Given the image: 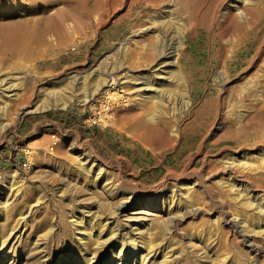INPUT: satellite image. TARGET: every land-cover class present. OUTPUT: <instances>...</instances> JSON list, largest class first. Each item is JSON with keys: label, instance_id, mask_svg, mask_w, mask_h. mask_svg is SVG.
Masks as SVG:
<instances>
[{"label": "rangeland", "instance_id": "1", "mask_svg": "<svg viewBox=\"0 0 264 264\" xmlns=\"http://www.w3.org/2000/svg\"><path fill=\"white\" fill-rule=\"evenodd\" d=\"M12 1L8 14L18 20L36 2V16L74 14L61 35L47 37L42 57L12 71L7 60L0 72L20 97L0 99V264H120L114 255L133 246L139 264L154 254L153 264H264V191L245 189L261 179L254 166L264 157L251 82L264 70L252 33L236 51H221L208 14L215 0L171 6L186 30L171 42L181 47L174 65L161 73L160 57L146 64L133 52L166 6L124 0L121 11L106 3L90 15L85 0L49 9L51 0ZM195 7H204L201 18ZM142 120L169 121L168 135L179 128V136L161 141ZM221 135L227 139L213 143ZM138 197L139 209L119 210ZM248 199L262 211L243 205ZM136 217L149 221H139L147 224L141 235L118 234Z\"/></svg>", "mask_w": 264, "mask_h": 264}, {"label": "bare ground", "instance_id": "2", "mask_svg": "<svg viewBox=\"0 0 264 264\" xmlns=\"http://www.w3.org/2000/svg\"><path fill=\"white\" fill-rule=\"evenodd\" d=\"M57 1L58 0H51L46 4V6H44V8L49 9L50 7H54ZM135 1L136 0H127L126 3L130 5ZM199 1L200 0H142V2L146 3L150 7V9H155V8L159 9V7L161 6H166V7L164 9L165 11L161 12V14H164V16L159 14L157 15L158 22L157 21L153 22L149 28L142 31L143 33L140 32L142 33L141 37L145 38L146 44L145 45L139 44L136 47V52H133V55L139 53L144 60L143 63L146 64L153 63L158 57H160L161 62H159V64L156 65L157 68L156 71H161V73L167 71L169 67L174 65L173 61H174V56L176 55L175 54L176 51H179L178 53L179 55L181 49V47L178 48L174 45V43L171 42H173L177 37L181 40L185 34L184 30H186L184 28V24H181L180 21L176 20L173 17L176 11H171L169 7L175 5V6H180L181 10L183 6L186 8L193 9V7L196 6V3H198ZM122 2L123 4H126L124 0H85V4L88 5V9H89L88 12L90 15L94 13L97 9L103 8V6L106 3L118 4L117 8L114 7L113 13H115L116 11H121L120 6H123ZM244 3L245 5L243 6ZM14 5L15 2L12 0H0V72L4 68L5 62L7 60H10V66H8L7 69H10L12 71L14 69L23 67L26 63L31 62L34 59H38L42 57L44 53V47L51 45L47 37H49V35L51 34L61 35V33L63 32L62 22L65 19H68L69 17L73 16L71 15L73 12L70 14L67 10L64 9H57L56 12L52 13L51 15H44L42 13L43 15L36 16L37 14H39L38 10L40 8L39 7L40 3L36 2L33 3L31 5V8L24 13L25 18L24 19L20 18V20H18L15 19V17L13 16L15 15V13L8 14L10 8L15 7ZM223 7L225 8L223 12H221L222 9L220 11V8ZM73 8L75 10V7ZM196 9L199 10L198 16L199 18H201L204 12V7H197V8L195 7L194 10L196 11ZM208 14L212 18V21L218 24L221 41H222L221 42L222 47H220L221 51L222 50L227 52L228 50H230L231 52L236 51V48L244 41L246 35L252 33L253 38H255V43L257 44L255 60H259L260 62V64L257 63L258 65L257 71L264 70V0H215ZM220 14H221L220 18L222 19L221 21H219L218 19V15ZM148 16H150V13L149 14L146 13L144 15V17H148ZM138 24H142V23L138 22ZM146 32L148 33V35L149 33L153 34L155 32H159L160 36L158 37L150 36L151 35L150 34L147 37ZM176 34L177 37L175 36ZM262 34L263 36H261ZM175 59L176 62L179 64V58H175ZM222 62L220 66L222 65ZM225 73L227 72L225 71ZM175 75L178 76L177 73ZM109 78L110 79L108 81H111L112 84H114V82L116 81L114 74L113 75L111 74ZM159 79H163V78L160 77ZM251 82L254 83L257 82V87L253 92L254 101L252 100V104H254L253 106L255 107H253L252 105L249 106L250 108L251 106L252 108H255V114H254L255 116L264 117V73L261 75L254 74L251 77ZM17 89L18 87L16 84H11V82L8 80H1L0 99L2 100L8 99L9 101L16 95L17 98L19 99L20 97L18 94H11L12 92H15V90ZM18 99H13V101L16 102L18 101ZM24 101L25 100L21 102ZM17 104H19V102ZM244 122L246 124V121ZM170 124L171 123L166 120H161L159 123L157 122V124L152 126L147 125L143 120L140 121L139 123L140 127H142L145 131L152 134L154 137H157L161 141L165 140L167 142L174 143V141L176 140L175 138L179 136L178 135L179 128L175 131L173 130L172 131L173 135L171 133L172 136H169L168 128H170ZM233 137H231L232 138L231 140L235 139V138L233 139ZM223 139L225 140L227 139V137H223V135H221L213 143H217L219 141H222ZM257 161H258V165L254 167H257L256 169L257 171H259V175H261L260 176L261 179H256V180L254 179L252 187L245 188L247 192L249 191L255 192L256 190L264 191V157L260 156V158H257ZM228 174L229 176L233 174L232 168L228 169L227 175ZM224 186L225 185L223 184V186L221 185L220 187L224 188ZM142 200H144L143 197H138L137 199H134L130 202H125L119 206V210L125 211L131 209V207L133 206H135L136 209H139L137 207L141 205L140 203L142 202ZM242 203L243 205H248V206L254 205L256 206V209H260V211H262L261 208H258L257 204L251 202L249 199L243 201ZM231 204L237 206L238 205L237 199L236 202L230 201V205ZM137 214L139 213H136V215ZM132 221L136 223L127 227L128 228L127 231L126 228L117 231L119 232L118 234L126 238H128V236L130 235L137 237L141 235L140 232L141 226L147 225V224L146 225L140 224V222H146V223L149 222L148 220H143V219L142 221L140 219L137 220V217L136 219H132ZM245 237H248L247 245L249 247V250L253 253L258 254L257 251L259 247L251 241L250 236H245ZM107 243H109L108 245H112L111 240H109V242ZM139 253H140L139 248L137 246L135 247L133 246L127 250L119 249V253L114 256L120 258L121 261L120 264H139V262L137 261ZM156 255L157 254H154L151 257H148L150 258L148 264L150 263L153 264Z\"/></svg>", "mask_w": 264, "mask_h": 264}, {"label": "built area", "instance_id": "3", "mask_svg": "<svg viewBox=\"0 0 264 264\" xmlns=\"http://www.w3.org/2000/svg\"><path fill=\"white\" fill-rule=\"evenodd\" d=\"M94 124H97L96 121L93 122ZM55 137V136H54ZM57 145V141H54L50 147V149L53 151L55 149V146Z\"/></svg>", "mask_w": 264, "mask_h": 264}, {"label": "trees", "instance_id": "4", "mask_svg": "<svg viewBox=\"0 0 264 264\" xmlns=\"http://www.w3.org/2000/svg\"><path fill=\"white\" fill-rule=\"evenodd\" d=\"M98 134H100V135H101V134H103V133L101 132V133H98ZM104 136H105V135H104Z\"/></svg>", "mask_w": 264, "mask_h": 264}]
</instances>
